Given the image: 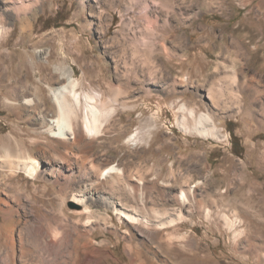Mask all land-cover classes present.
Wrapping results in <instances>:
<instances>
[{
    "label": "rangeland",
    "instance_id": "rangeland-1",
    "mask_svg": "<svg viewBox=\"0 0 264 264\" xmlns=\"http://www.w3.org/2000/svg\"><path fill=\"white\" fill-rule=\"evenodd\" d=\"M0 20V139L38 164L0 152V264H264V0H0ZM63 74L97 97L77 141L42 127Z\"/></svg>",
    "mask_w": 264,
    "mask_h": 264
},
{
    "label": "bare ground",
    "instance_id": "bare-ground-1",
    "mask_svg": "<svg viewBox=\"0 0 264 264\" xmlns=\"http://www.w3.org/2000/svg\"><path fill=\"white\" fill-rule=\"evenodd\" d=\"M0 20V39L3 37L5 28L3 27V23ZM237 62V61H236ZM21 66L26 65L25 61H21ZM64 75V84L61 83L60 79L57 83V87L51 91V96L53 98L54 104L56 105V117L54 120L44 121L43 128L44 131H49L51 134H55L61 137H66L67 132L72 135V139L77 141L79 138H85L91 134H95L99 131V111L91 104L94 98H89L84 94V102L80 105L79 97L76 95L75 88L78 85L77 80H75L73 75ZM235 83V79L233 80ZM97 98V97H96ZM99 100V98H98ZM102 101V100H101ZM25 103L32 104L31 100L25 99ZM193 115V114H192ZM191 115V116H192ZM194 118V117H193ZM74 119V120H73ZM197 120L196 127L192 128L193 131L198 132L199 134H207V135H216L215 126L211 118L207 115L200 116ZM72 120L74 124L72 125ZM207 122V125L200 126L204 121ZM203 121V122H202ZM80 124V126H79ZM209 126V127H208ZM208 127V128H207ZM56 130V132H55ZM134 142L136 141L135 137L132 139ZM6 139H0V152H2L4 156L11 158L16 157L19 159H23L25 162H13V160H9L10 162L6 164L5 167L9 169H23L28 173V175H32L36 169H38V164L36 160L29 155V153H16L12 155L13 149H11L8 144L5 142ZM78 143V142H77ZM33 144V143H32ZM24 145V144H23ZM22 145V146H23ZM31 145V144H30ZM27 146V145H26ZM74 146V145H73ZM34 151V150H33ZM13 159V158H12ZM18 160V159H17ZM132 221L136 220L134 217H130ZM126 217V218H128ZM128 219V221H129ZM45 226V225H44ZM56 234V233H55ZM55 240V239H54ZM256 253V252H255Z\"/></svg>",
    "mask_w": 264,
    "mask_h": 264
},
{
    "label": "trees",
    "instance_id": "trees-1",
    "mask_svg": "<svg viewBox=\"0 0 264 264\" xmlns=\"http://www.w3.org/2000/svg\"><path fill=\"white\" fill-rule=\"evenodd\" d=\"M229 131L232 132V129H230ZM231 138H232L233 141L236 140V137L234 135H232Z\"/></svg>",
    "mask_w": 264,
    "mask_h": 264
}]
</instances>
